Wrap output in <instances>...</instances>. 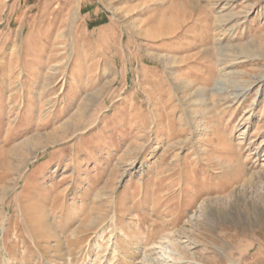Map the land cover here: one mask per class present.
Masks as SVG:
<instances>
[{
    "label": "rangeland",
    "instance_id": "rangeland-1",
    "mask_svg": "<svg viewBox=\"0 0 264 264\" xmlns=\"http://www.w3.org/2000/svg\"><path fill=\"white\" fill-rule=\"evenodd\" d=\"M141 263L264 264V0H0V264Z\"/></svg>",
    "mask_w": 264,
    "mask_h": 264
},
{
    "label": "bare ground",
    "instance_id": "bare-ground-1",
    "mask_svg": "<svg viewBox=\"0 0 264 264\" xmlns=\"http://www.w3.org/2000/svg\"><path fill=\"white\" fill-rule=\"evenodd\" d=\"M89 98H87V100H88ZM196 106H197V103L195 104ZM40 105H39V103L38 102H34V103H31V104H28V106H27V110L29 111V112H32V113H34V112H36V111H39L40 110ZM50 139H51V137H50ZM13 151V150H12ZM148 165H149V163H148ZM115 247V246H114ZM117 248V247H116ZM105 255V254H104ZM142 264V263H141Z\"/></svg>",
    "mask_w": 264,
    "mask_h": 264
}]
</instances>
